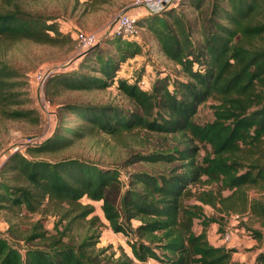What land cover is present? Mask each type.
<instances>
[{"label": "trees", "instance_id": "obj_1", "mask_svg": "<svg viewBox=\"0 0 264 264\" xmlns=\"http://www.w3.org/2000/svg\"><path fill=\"white\" fill-rule=\"evenodd\" d=\"M111 1L0 0V47L21 41L55 46L66 37L57 24L60 14L86 15ZM61 2L62 13L49 12L48 3ZM137 25L147 34L148 55L164 59L183 78L159 74L151 90L139 80L117 78L144 46L141 37L113 36L112 28L72 67L49 75L48 98L114 86L129 109L67 100L39 145L1 159L0 210L52 213L57 221L53 233L40 221L24 234L9 226L12 241L0 235V264H248L233 262L234 249L209 242L207 226L214 220L204 207L230 212L248 190H264V0H178L160 14L137 17ZM209 101L214 119L199 124L195 117ZM0 117L39 121L23 74L1 52ZM138 132L159 138L161 148L120 166L65 156L96 135L122 142ZM136 164L151 171L125 178L123 171ZM225 191L232 194L224 197ZM83 199L101 203L115 233H132L134 258L98 248L104 221ZM250 208L264 217L263 203ZM252 233L259 243L253 264H264V233Z\"/></svg>", "mask_w": 264, "mask_h": 264}, {"label": "rangeland", "instance_id": "obj_2", "mask_svg": "<svg viewBox=\"0 0 264 264\" xmlns=\"http://www.w3.org/2000/svg\"><path fill=\"white\" fill-rule=\"evenodd\" d=\"M48 4L49 12L62 13L63 2L58 6L52 3ZM133 9H135L133 0H114L108 4L100 5L97 10L91 11L86 15L82 14V10H77L75 13L68 12L64 16L60 14L61 17L58 19L57 24L63 36L66 37L62 38L59 44L45 46L21 41L6 43L0 47V52L4 54L5 60L19 69L23 74L26 91L30 98V107L39 113V121L37 122L33 120L11 121L0 117V161L5 157V154L8 153L12 145L23 138L35 136L44 139L48 131L51 130L50 127L56 122L58 106L67 100H79L91 104L112 103L124 109H129L128 102L114 86L104 91L96 90L76 94L68 92L54 99L48 98L41 84L36 80V74L39 72L52 73V70L65 66L72 67L76 62L74 35L78 30L94 32L96 34L106 33L114 26L116 17L120 12H131ZM139 34L141 37L139 42L144 46V53L123 66L117 78H126L130 82L135 81V79L139 80L140 84L148 90L152 89L155 77L159 74L160 76H164L166 73H169L172 76L183 78L179 76L178 69L166 63L164 59L158 58L154 53L152 56H149L150 49L146 42L147 34L143 30H140ZM212 104L213 102L209 101L199 108V112L195 117L197 123L206 124L214 119L211 108ZM161 144L162 141L159 138L143 132L124 136L122 142H118L109 136L96 135L76 145L75 148L66 152L65 156H76L106 166H120L128 158L135 155L156 152V150L161 148ZM143 171L150 172L151 169L143 164H136L124 170L123 176L127 178L128 173ZM218 188L213 186V190H218ZM231 194L229 191L223 192L224 197H229ZM244 199V201L237 202L236 210H231L230 212L224 211L223 207L216 209L211 206H205L204 209L206 218L214 220L207 226V236L211 238L212 243H215L217 240L222 241L221 236L227 230L238 232L237 235L242 240L241 245L237 247L228 245L226 247L228 249L238 248L239 251L236 250L234 252L235 261L245 260V262L249 263L253 262L254 249L259 244L252 231L264 233V217H259L252 213L250 205L254 201L264 204V190L250 189L247 191ZM82 202L93 204L95 206L94 215L100 216L104 221V226L100 228L101 236L98 248L108 249V254L115 253L117 257L126 254L130 258H134L130 247V241L133 240L132 233L129 235L115 233L109 223L103 218L100 209L101 203L91 202L87 199H83ZM233 214L242 215L243 220L233 221L231 219ZM37 221H40L47 231L53 233L57 217L53 216L52 213L26 215L25 213L21 214L20 212L7 209L0 210V235L12 241L13 236L11 235L12 238H10L8 233L9 226L13 225L17 234H24L30 232ZM133 224L137 226L138 221L132 222ZM200 229H202L201 221L196 220L194 230L198 233ZM241 231L244 232L239 233ZM245 238L254 242H249ZM225 244L222 243V246ZM16 245L23 247L24 242H17ZM149 264L156 263L150 260Z\"/></svg>", "mask_w": 264, "mask_h": 264}, {"label": "built area", "instance_id": "obj_3", "mask_svg": "<svg viewBox=\"0 0 264 264\" xmlns=\"http://www.w3.org/2000/svg\"><path fill=\"white\" fill-rule=\"evenodd\" d=\"M174 2H176V0H133V5L135 7H141L145 9L149 14L155 15L162 13L167 6L173 4ZM139 32L140 28L137 25V17L135 15L131 14L129 11H122L117 15L115 24L112 27L113 36L128 40H137L140 37ZM98 35L99 34L94 32L78 30L74 35L76 56L84 53L96 45L99 42ZM56 70H52V73ZM52 73L39 72L36 74V80L41 84L43 90L47 78ZM42 140L43 139L35 136H27L19 142L14 143L8 153L5 154V158H8L9 156L16 153L25 154L29 148L39 145ZM231 219L233 221H241L243 220V216L240 214H233ZM231 239L232 230H227L222 235V240L225 243H228L231 241Z\"/></svg>", "mask_w": 264, "mask_h": 264}, {"label": "crops", "instance_id": "obj_4", "mask_svg": "<svg viewBox=\"0 0 264 264\" xmlns=\"http://www.w3.org/2000/svg\"><path fill=\"white\" fill-rule=\"evenodd\" d=\"M131 14H133V15H135L136 17H139V16H142V15H147L148 14V12L145 10V9H143V8H141V7H135V9H133L131 12H130ZM109 32V31H108ZM48 133H49V131H48ZM133 222H135V221H133ZM138 224H139V222H138ZM133 226H134V224H133ZM134 227H136V226H134ZM244 231H241V232H239V233H243ZM235 233V234H234ZM238 234V232H233L232 231V239H231V241L230 242H228V243H226L225 245H224V247H226V246H228V245H234L235 247H237V246H240L241 245V242H242V240L240 239V237L237 235ZM247 241H249V239L248 238H245ZM208 240H209V242L211 243V244H213L214 246H216V247H219V246H222V243H225L223 240L221 241V240H215V238H213V240L214 241H216L215 243H212V241H211V238L210 237H208ZM249 242H254V241H249ZM258 247V246H257ZM227 248V247H226ZM230 249H235V251L237 250V251H239L238 250V248H230ZM258 251H259V248H255L254 249V259H253V262H245V260H241V261H239L238 263H248V264H253L254 263V261H255V258H256V255H257V253H258ZM234 254L235 253H233V257H232V260H233V262H237V261H235L234 260Z\"/></svg>", "mask_w": 264, "mask_h": 264}]
</instances>
